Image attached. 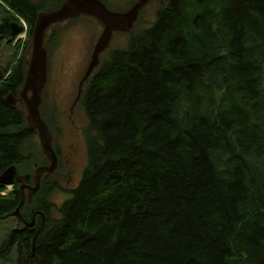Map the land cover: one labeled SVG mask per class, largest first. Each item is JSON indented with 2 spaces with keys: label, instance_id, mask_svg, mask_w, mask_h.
<instances>
[{
  "label": "trees",
  "instance_id": "1",
  "mask_svg": "<svg viewBox=\"0 0 264 264\" xmlns=\"http://www.w3.org/2000/svg\"><path fill=\"white\" fill-rule=\"evenodd\" d=\"M53 4L0 0V40L12 45L17 18L29 38ZM136 23L83 89L79 184L54 219L57 171L42 180L19 209L28 222L44 214L42 232L32 246L37 230H13L0 262L15 248L17 264H264V0H164L147 28ZM18 49L0 68V175L14 166L30 185L48 161L40 145L23 154L34 133L4 103L23 85ZM19 187L0 183V221Z\"/></svg>",
  "mask_w": 264,
  "mask_h": 264
},
{
  "label": "rangeland",
  "instance_id": "2",
  "mask_svg": "<svg viewBox=\"0 0 264 264\" xmlns=\"http://www.w3.org/2000/svg\"><path fill=\"white\" fill-rule=\"evenodd\" d=\"M33 1L37 2L38 0ZM46 1L54 3L51 7L57 3V0ZM104 1L106 5L118 12H125L131 6V0ZM158 4L159 2L156 0L144 8L138 17L135 31L147 28L154 21ZM110 7L108 8L112 10ZM1 10L0 13L3 14L4 12ZM53 31L54 34L49 46L46 47L47 73L40 111L43 113L42 118L47 124L51 123L53 129H60L57 136L52 138V146L54 149L58 148L59 151L60 164L56 175L52 176V180L56 182V188L51 192L48 199L52 205L49 210L50 216L55 219L58 218V207L70 198V191L79 184L87 164L85 132L89 129L88 121L80 104L81 97L75 104L74 100L79 89V81L90 61L92 48L102 31V26L91 18L80 17L53 28L46 39L51 37ZM128 40L126 34L115 33L109 49L100 58L101 62L108 58L112 50L126 47ZM27 41V35L23 41L14 39L11 46H7L4 40H0V68H7L13 62L17 46H19L17 57H23L24 51L22 49H24ZM86 84L84 83L83 88ZM18 108L19 111L23 110L20 106ZM39 145L37 135L34 133L32 140L25 143L23 154L32 152V146L38 149ZM73 152V159L68 162L67 158ZM9 190L10 188H8ZM39 222L40 219L37 218L34 230L38 229ZM22 227L15 217L7 216L1 220L0 245L13 230ZM0 264H17L15 248L11 250L9 260L0 262Z\"/></svg>",
  "mask_w": 264,
  "mask_h": 264
},
{
  "label": "water",
  "instance_id": "3",
  "mask_svg": "<svg viewBox=\"0 0 264 264\" xmlns=\"http://www.w3.org/2000/svg\"><path fill=\"white\" fill-rule=\"evenodd\" d=\"M59 1L60 4L56 9L37 14L28 38L27 49L23 56L26 60V73L22 88L17 92L16 96L9 93L4 98V103L9 108H16L18 110V106L23 108L20 113L25 118L27 130L37 135L41 152L48 161V165L38 167L32 172L30 185L24 184V177L17 174V169L14 166H10L0 175V183L2 185L11 186L15 181L20 185L18 188L20 205L10 215L16 217L20 222V226H23L18 229L20 231L24 227L33 228L36 220L34 215L30 222L26 221L20 216L19 209L25 202L27 205L31 204L32 198L37 193L42 180L54 174L58 166L57 155L52 147L51 135L39 111L47 73L46 37L53 28L80 17L91 18L102 26V31L92 48L90 61L87 63L84 75L79 81V89L74 100L75 104L82 95L84 83L99 68L101 63L100 58L109 49L113 35L117 32L131 35L140 12L148 4L156 0H133V4L125 12L110 11L101 0ZM158 2V5H164V0H158ZM10 30L11 36L15 37L22 32V27L11 23ZM39 214L40 222L32 240V246L37 236L42 232L45 224L44 214Z\"/></svg>",
  "mask_w": 264,
  "mask_h": 264
},
{
  "label": "flooded vegetation",
  "instance_id": "4",
  "mask_svg": "<svg viewBox=\"0 0 264 264\" xmlns=\"http://www.w3.org/2000/svg\"><path fill=\"white\" fill-rule=\"evenodd\" d=\"M88 65V64H87ZM57 134H58V132L54 135L53 134V138H55L56 136H57ZM54 148V147H53ZM54 151H55V153H56V155H57V159H58V166H57V169H58V167H59V151H58V148H55L54 149ZM73 156H74V152L69 156V158H67V161L68 162H70L72 159H73ZM57 169H56V171H57ZM57 173V172H56ZM56 173H55V175H56ZM36 226V225H35ZM35 226L32 228L33 230H34V228H35Z\"/></svg>",
  "mask_w": 264,
  "mask_h": 264
},
{
  "label": "built area",
  "instance_id": "5",
  "mask_svg": "<svg viewBox=\"0 0 264 264\" xmlns=\"http://www.w3.org/2000/svg\"><path fill=\"white\" fill-rule=\"evenodd\" d=\"M20 23L24 27L25 32H23L20 35H18L16 41H23L25 39V36H26V25H25V23L22 20H20Z\"/></svg>",
  "mask_w": 264,
  "mask_h": 264
},
{
  "label": "bare ground",
  "instance_id": "6",
  "mask_svg": "<svg viewBox=\"0 0 264 264\" xmlns=\"http://www.w3.org/2000/svg\"><path fill=\"white\" fill-rule=\"evenodd\" d=\"M2 174V173H1ZM19 229V228H18ZM32 257V256H31Z\"/></svg>",
  "mask_w": 264,
  "mask_h": 264
}]
</instances>
